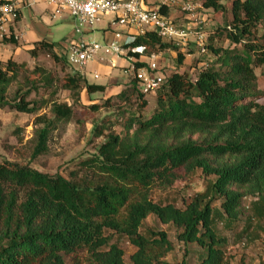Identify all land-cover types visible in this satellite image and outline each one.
<instances>
[{"label":"trees","instance_id":"16d2710c","mask_svg":"<svg viewBox=\"0 0 264 264\" xmlns=\"http://www.w3.org/2000/svg\"><path fill=\"white\" fill-rule=\"evenodd\" d=\"M202 5L225 16L221 27L229 44L218 46L210 36L202 54L208 60L194 76L180 70L168 75L148 115L142 113L147 94L134 74L146 63L134 62L129 86L104 101L115 108L113 116L94 125L104 142L77 162L72 179L0 162V264H70L69 258L73 264H124L125 252L113 234L136 248L131 264H170L165 258L173 245L167 233L142 232L150 214L175 225L179 242L202 249L197 264H231L219 224L235 229L247 198L253 201L245 232L252 221L264 222V90L256 73L264 68V0H230L228 9L224 0H202ZM161 10L166 14L167 8ZM2 41L17 43L14 36ZM179 45L150 31L124 47L145 46L147 54L173 51L182 67L186 54ZM40 51L60 61L52 42H35L28 53L36 58ZM127 56L140 57L131 51ZM27 72L24 62H0V108L36 114L39 154L48 150L57 122L73 118L83 91L103 94L106 86L89 83L80 73L60 79L47 70L38 78ZM14 84L20 85L10 98ZM41 88L51 89L48 98L40 104L29 99ZM60 89L70 92L73 104L55 99ZM132 99L134 111L128 107ZM114 100L127 104L116 107ZM43 105L51 118L38 114ZM115 125L120 132L113 131ZM198 171L206 178L205 189L183 207L152 199L154 189H170ZM80 254L85 257L76 258Z\"/></svg>","mask_w":264,"mask_h":264},{"label":"rangeland","instance_id":"374dc122","mask_svg":"<svg viewBox=\"0 0 264 264\" xmlns=\"http://www.w3.org/2000/svg\"><path fill=\"white\" fill-rule=\"evenodd\" d=\"M230 3V0H224ZM206 28L200 30L205 33L206 42L213 37L214 44L218 46H227L229 44L226 38V31L221 25L224 23L225 16L215 13L213 10L206 11ZM114 18L113 15L101 16L100 21L93 25V28L81 27L78 31V25L72 17H52L49 24L46 26L45 36L48 40L54 43V48L58 50L59 62L46 52H39L36 58L31 57L21 51L16 52V61L26 63L28 69L27 76L30 78H38L41 70L52 72L56 77L62 79L66 74L80 73L85 75L89 83L100 84L104 82V77L95 78L91 71L94 64H102L111 66L110 60L112 55L105 53L96 56L93 60L87 62L83 67L71 66L62 54L66 51V45L72 41H78L81 38H93L98 42L104 43L110 40L113 36V28H110V21ZM203 25V24H202ZM92 32H88L91 31ZM103 30L106 33L103 35ZM221 32L220 35L216 34ZM130 36H122V43L130 42ZM183 51L186 54L185 62L182 67H178L176 63L177 54L174 52H158L159 64L161 72L168 76L176 70L186 71L194 76L196 69L208 60L202 56L198 44L194 40H189L183 45ZM0 51V62H4L8 57V52L2 46ZM173 52V51H172ZM175 54V55H174ZM190 54V56H188ZM102 58V60H101ZM150 57L146 58L150 62ZM256 73L259 76V86L264 89V68H257ZM23 76L20 82L23 83ZM21 84V83H20ZM14 84L9 97L13 96L18 85ZM128 88L127 90H130ZM51 89L41 88L33 91L29 99L43 102L49 97ZM115 97L116 95H112ZM148 106L142 111L144 115L149 112L156 104L155 93L147 94ZM109 98L107 93L95 94L93 96L82 98L81 104L74 105V115L70 121L57 122L55 128L51 131L48 140V150L43 153H36L38 147L37 130L41 126L35 125L36 114L21 113L15 110H10L8 107L0 108V162H12L21 166H26L37 171L50 175L61 174L68 179L73 178V173L77 168L76 164L79 160L88 158L97 152L98 147L104 142V137H96L94 125L101 126L104 118L113 116L115 108H108L104 105V101ZM55 99L62 103L73 104L70 92L60 89ZM261 103L264 100L260 101ZM92 104L100 106L98 111H93L89 108ZM112 104L122 106L121 100H114ZM130 109L136 110V102L134 99L130 101ZM47 113L51 118L49 107L42 106L38 114ZM121 128L114 126L113 131L120 132ZM83 176L81 173L80 177ZM206 178L198 171L188 178L179 181L170 189H154L152 199L161 203L173 202L179 207H183L184 203L188 202L196 193L205 189ZM252 198L244 200L241 209L240 221L237 227L232 230H226L219 224L220 232L227 237V254L230 257L231 264H264V222L254 220L251 227L245 232L248 226V219L251 216L250 205ZM218 205V203L216 204ZM148 230H163L167 233L168 239L173 245V249L167 254L166 260L170 264H197L198 254L202 249L197 244L185 245L177 240L178 228L173 225H165L153 214H150L143 222L142 232ZM113 242H116L125 252L124 264H131L130 256L136 251V248L130 244L128 238L118 234L112 235ZM85 254H80L76 258H84ZM70 264H73L72 259H68ZM77 260L74 261V263Z\"/></svg>","mask_w":264,"mask_h":264},{"label":"built area","instance_id":"2783aa9c","mask_svg":"<svg viewBox=\"0 0 264 264\" xmlns=\"http://www.w3.org/2000/svg\"><path fill=\"white\" fill-rule=\"evenodd\" d=\"M53 6V16L62 17L65 13L72 17L80 31L81 27L93 28L101 16L113 15L110 27L116 26L110 40L101 43L93 38H81L66 45L62 56L71 66L83 67L102 53L112 56H127L128 51L139 54L137 59L150 57V62L134 70L141 90L145 94L155 93L166 77L161 72L157 53L147 54L145 46L124 47L122 36H130L134 41L147 32H155L160 38L179 44H187L190 40L197 42L200 53L206 52V36L201 32L203 22H177L167 16L161 9L178 6L182 13L196 15L200 8L196 0H152L154 8H146L147 0H48ZM19 6L16 0H0V30L8 18L16 20ZM89 33L92 32L88 31ZM127 42V43H130ZM134 69V67H132Z\"/></svg>","mask_w":264,"mask_h":264},{"label":"crops","instance_id":"0c3cea01","mask_svg":"<svg viewBox=\"0 0 264 264\" xmlns=\"http://www.w3.org/2000/svg\"><path fill=\"white\" fill-rule=\"evenodd\" d=\"M19 6V15L16 20H11L8 18L7 22L4 24L3 29L0 30V51L1 47L5 48L8 52V58L3 62H7L9 59L16 60V52L21 51L25 54H29L28 51L33 48L34 43L41 40H48L45 36L46 26L50 22L51 16L53 17V6L48 0H16ZM200 8L196 15H188L181 12L178 6H172L167 8L166 15L172 17L177 22H203L201 25V30L205 29L207 24L206 11L212 9H206L202 5V0H196ZM226 4V3H225ZM227 9L230 7V3L226 4ZM146 8H154L152 0H147ZM70 17L68 14H64L62 18ZM230 17V16H229ZM110 28L118 29L116 26H111ZM106 30H103V35ZM14 36L17 43H4L2 41L3 37ZM91 38V37H90ZM165 42H170L167 39H163ZM50 41V40H48ZM52 42V41H50ZM53 43V42H52ZM54 44V43H53ZM184 44H180L181 48ZM55 49V48H54ZM185 48H182L184 51ZM56 53L58 50L55 49ZM167 52V51H164ZM173 54L174 52L168 50ZM175 55V54H174ZM190 56V54H188ZM102 60V58H101ZM138 61L133 57L128 56H112L110 60L111 66H104L102 64H94L91 71L95 78L104 77V82L100 85L106 86L107 95L110 97L112 95H117L125 90L133 77V64ZM140 61H146V59H140ZM87 72H84L86 75ZM84 75V76H85ZM264 90V89H263ZM90 97L86 91H83L82 98ZM156 97V94H155ZM148 98V97H147Z\"/></svg>","mask_w":264,"mask_h":264}]
</instances>
